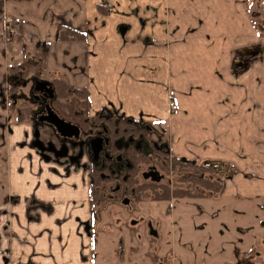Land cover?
I'll list each match as a JSON object with an SVG mask.
<instances>
[{
    "label": "crops",
    "instance_id": "0c3cea01",
    "mask_svg": "<svg viewBox=\"0 0 264 264\" xmlns=\"http://www.w3.org/2000/svg\"><path fill=\"white\" fill-rule=\"evenodd\" d=\"M20 44L48 49L45 70L70 54L89 115L155 124L170 155L234 165L222 194L263 192L237 175L264 160V0H0V264H93L89 166L44 158L8 118Z\"/></svg>",
    "mask_w": 264,
    "mask_h": 264
},
{
    "label": "rangeland",
    "instance_id": "374dc122",
    "mask_svg": "<svg viewBox=\"0 0 264 264\" xmlns=\"http://www.w3.org/2000/svg\"><path fill=\"white\" fill-rule=\"evenodd\" d=\"M32 49L35 48H29L28 53L34 59ZM69 56L65 53L57 58L38 77L31 70L26 71L23 84L12 91L19 101L29 106L30 117L40 104L32 100V94L38 95L32 89L34 78L48 80L52 75H58L70 84L82 83L81 68L77 64L74 66ZM10 61H19V54ZM53 66L55 71L52 70ZM9 114L11 120L13 112ZM35 125V136L39 140H52L55 143L53 134H46L51 129L48 125ZM147 125L165 140L161 127L150 123ZM56 161L68 162L64 159ZM209 163L219 170L222 182L234 171V165L230 163ZM254 171L256 173L248 172L244 176L237 175V178L264 184V160ZM103 182L106 185L103 192L106 194L107 186L112 188L114 181ZM162 182L172 187L182 185L172 174L164 176ZM117 195V202H105L100 209L97 203L93 205V264H264V190L254 194L248 191L232 195L220 192V195L206 198L179 196L170 200L149 197L135 199L127 192L124 196L131 199L128 204L130 208L124 207L118 199L122 195ZM132 218L138 221L130 224L128 221Z\"/></svg>",
    "mask_w": 264,
    "mask_h": 264
},
{
    "label": "flooded vegetation",
    "instance_id": "af4514ba",
    "mask_svg": "<svg viewBox=\"0 0 264 264\" xmlns=\"http://www.w3.org/2000/svg\"><path fill=\"white\" fill-rule=\"evenodd\" d=\"M35 79L43 78L33 79L32 89L38 92V95L32 94V100L34 102H40V104L37 109L32 111L30 121L34 126H36L35 124L37 123L48 125L51 129H49L50 131L47 130L46 134H50V136L53 134L55 143H53L52 140H39L35 136L37 132L35 129L32 144L35 142L36 145L34 146L36 148L38 146L40 147L42 150L40 153L46 159H64L65 161L82 166L87 164L90 168V173L92 169L98 172L100 181L97 187L101 189H106V185L103 181H114V186L112 188L107 186V193L105 194L103 202H117V194L119 193V195H122L121 198H118L119 202L123 204L124 207L130 208L128 204L131 202V199H128V197L124 195L130 192L134 197L133 189L127 188L123 181L130 174V170L133 168L134 164L137 168L135 178L140 182L160 183L162 182V178L168 175L165 169V155L163 154L165 142L162 144L159 139V133L149 127L146 122H135L132 130L126 127L119 128L116 125L107 126L105 120H98L96 122L86 121L84 123L73 122L60 114L52 104L54 97V88L52 84H44L42 86L39 84L40 87L35 89ZM47 106L64 120L76 124L79 128L78 135H60L52 124L44 119H40L43 114L47 113ZM109 114L111 113H101L104 117L109 116ZM94 136L102 138L101 148L96 155L93 153L92 147H90L88 142L89 139ZM81 158L85 160V162L81 161ZM137 221V219L132 218L128 222L130 224H135Z\"/></svg>",
    "mask_w": 264,
    "mask_h": 264
},
{
    "label": "trees",
    "instance_id": "16d2710c",
    "mask_svg": "<svg viewBox=\"0 0 264 264\" xmlns=\"http://www.w3.org/2000/svg\"><path fill=\"white\" fill-rule=\"evenodd\" d=\"M14 34V33H13ZM10 33V36H15ZM82 32L75 30L68 25L59 26L56 38L59 41L70 39H83ZM33 48V47H32ZM32 49L31 59L28 53V46L20 44L16 48V53L19 54V61H11L8 64V80H7V110L8 113L13 112V119L16 121L30 120V108L24 101H19L17 95L12 94L18 85L23 84L26 77V71L31 70L34 76H40L46 65V55L48 49L42 46L35 45ZM15 55L13 54L12 58ZM11 58V59H12ZM54 88V97L52 104L58 112L65 118L76 122L84 123L86 121L105 120L107 126H118L119 128L126 127L132 130L134 123L138 120L126 118L121 115L109 114L104 117L101 113L97 115H89L87 112L86 92L82 86L70 84L61 77L51 79ZM162 144V137L159 138ZM163 154L165 155V169L168 174H172L176 181L182 185L171 186L167 182H140L135 178L136 166L130 170V174L123 181L127 188H132L135 199L149 197L151 199H166L170 200L173 197H192L206 198L213 195H219L222 187V179L219 170L214 168L209 162H199L181 157L170 155L166 145H164ZM91 198L92 212L94 203L98 204L99 209L104 205L105 194L99 186V174L96 171L91 172ZM101 201V202H97ZM107 203V202H106Z\"/></svg>",
    "mask_w": 264,
    "mask_h": 264
},
{
    "label": "water",
    "instance_id": "95a60500",
    "mask_svg": "<svg viewBox=\"0 0 264 264\" xmlns=\"http://www.w3.org/2000/svg\"><path fill=\"white\" fill-rule=\"evenodd\" d=\"M35 86L34 88L37 89V87H40L39 84L42 85H49L50 82L47 80H43V79H35L34 80ZM46 114H43L40 119H44L46 120L48 123L52 124V126L54 127V129L60 134V135H75L77 136L79 133V128L76 124L64 120L62 117H60L56 112H54L49 106L46 107ZM36 135V133H35ZM101 140L102 138L99 136H94L91 137L89 139V144L90 147H92L93 153L96 155L97 152L99 151V149L101 148ZM106 141V138H105ZM33 145H36V143L34 142ZM38 146V145H37ZM38 150L41 152L42 150L40 149V147H37ZM145 149V147H144Z\"/></svg>",
    "mask_w": 264,
    "mask_h": 264
}]
</instances>
